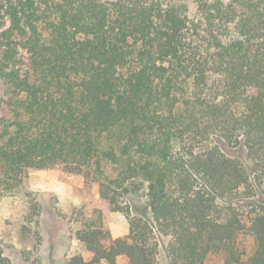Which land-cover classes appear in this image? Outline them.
Wrapping results in <instances>:
<instances>
[{
  "label": "trees",
  "instance_id": "trees-1",
  "mask_svg": "<svg viewBox=\"0 0 264 264\" xmlns=\"http://www.w3.org/2000/svg\"><path fill=\"white\" fill-rule=\"evenodd\" d=\"M0 84V202L31 170L90 191L66 264H159L158 234L170 264H264V0H0Z\"/></svg>",
  "mask_w": 264,
  "mask_h": 264
},
{
  "label": "rangeland",
  "instance_id": "rangeland-1",
  "mask_svg": "<svg viewBox=\"0 0 264 264\" xmlns=\"http://www.w3.org/2000/svg\"><path fill=\"white\" fill-rule=\"evenodd\" d=\"M5 90L6 87L0 84V96H5ZM217 143L226 155L246 160L247 152L242 145L231 146L222 140ZM146 191V184L139 183L130 194L133 215L142 212L150 217ZM88 192L80 175L68 176L62 170L28 172L17 194L0 202V255L10 264H66L67 259L75 254L89 259L91 254L76 237L78 223L74 212L89 203ZM98 199L96 195L95 200ZM31 202L37 203L40 210L38 224L32 227V231L26 230L21 221ZM103 208L107 211L113 236L128 233V218L108 206ZM158 239L159 264H170L165 251L167 239L161 234ZM116 264H125V259L119 257Z\"/></svg>",
  "mask_w": 264,
  "mask_h": 264
}]
</instances>
